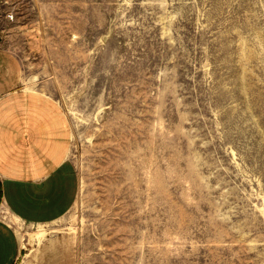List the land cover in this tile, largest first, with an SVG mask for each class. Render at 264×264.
<instances>
[{"label": "rangeland", "instance_id": "374dc122", "mask_svg": "<svg viewBox=\"0 0 264 264\" xmlns=\"http://www.w3.org/2000/svg\"><path fill=\"white\" fill-rule=\"evenodd\" d=\"M0 48L66 114L75 193L1 208L10 264H264V0H0Z\"/></svg>", "mask_w": 264, "mask_h": 264}, {"label": "crops", "instance_id": "0c3cea01", "mask_svg": "<svg viewBox=\"0 0 264 264\" xmlns=\"http://www.w3.org/2000/svg\"><path fill=\"white\" fill-rule=\"evenodd\" d=\"M29 85L20 58L0 48V210L4 207L16 224L43 226L74 201L68 182L71 129L64 111ZM0 241L6 250L13 247L4 263L10 264L19 242L7 233Z\"/></svg>", "mask_w": 264, "mask_h": 264}, {"label": "trees", "instance_id": "16d2710c", "mask_svg": "<svg viewBox=\"0 0 264 264\" xmlns=\"http://www.w3.org/2000/svg\"><path fill=\"white\" fill-rule=\"evenodd\" d=\"M0 198L2 199V186H1V183H0Z\"/></svg>", "mask_w": 264, "mask_h": 264}, {"label": "built area", "instance_id": "2783aa9c", "mask_svg": "<svg viewBox=\"0 0 264 264\" xmlns=\"http://www.w3.org/2000/svg\"><path fill=\"white\" fill-rule=\"evenodd\" d=\"M9 19H10V20H13V16H9Z\"/></svg>", "mask_w": 264, "mask_h": 264}]
</instances>
